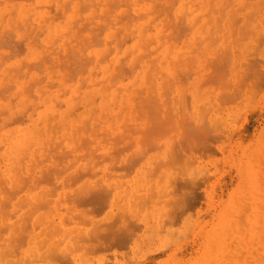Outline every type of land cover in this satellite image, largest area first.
Instances as JSON below:
<instances>
[{"label":"rangeland","instance_id":"obj_1","mask_svg":"<svg viewBox=\"0 0 264 264\" xmlns=\"http://www.w3.org/2000/svg\"><path fill=\"white\" fill-rule=\"evenodd\" d=\"M64 1L0 0V250L51 197V264H264V0Z\"/></svg>","mask_w":264,"mask_h":264},{"label":"bare ground","instance_id":"obj_2","mask_svg":"<svg viewBox=\"0 0 264 264\" xmlns=\"http://www.w3.org/2000/svg\"><path fill=\"white\" fill-rule=\"evenodd\" d=\"M49 1V0H48ZM52 1V0H51ZM66 1L67 0H65L64 2L66 3ZM70 1V0H69ZM78 1V0H77ZM138 1V0H137ZM84 2V1H83ZM41 3H42V0H41ZM53 3V2H52ZM52 3H50V4H52ZM60 3V2H59ZM163 3V2H162ZM49 4V5H50ZM41 5H44V4H41ZM62 5V4H61ZM60 5V6H61ZM64 5V4H63ZM81 5V4H80ZM172 5V4H171ZM33 6H35V5H33ZM37 6V5H36ZM38 6H40V5H38ZM128 6V5H127ZM161 6H163V5H161ZM168 6V5H167ZM48 7V6H47ZM63 7V6H62ZM116 7V6H115ZM27 8V7H26ZM51 8V7H50ZM64 8H65V5H64ZM76 8V7H75ZM169 8V7H168ZM57 9V8H56ZM129 9V8H128ZM10 10V9H9ZM65 9H63V11H64ZM153 10V9H152ZM66 11V10H65ZM97 11V10H96ZM22 12H23V10H22ZM26 12V11H25ZM54 12H57V11H54ZM3 13V12H2ZM2 13H1V15H2ZM28 12H26V14H27ZM58 13H59V11H58ZM57 13V14H58ZM145 13H148V12H145ZM149 13H151V12H149ZM32 14V13H31ZM30 14V15H31ZM56 14V13H55ZM59 15V14H58ZM101 15V14H100ZM55 16V15H54ZM54 16H52V17H54ZM67 16V15H66ZM80 16V15H79ZM95 16H96V14H95ZM94 16V17H95ZM103 16H105V15H103ZM184 16V15H183ZM26 17H28V16H26ZM30 17V16H29ZM47 17H49V14H48V16ZM58 17V16H57ZM101 17V16H100ZM23 18V17H22ZM21 18V19H22ZM25 18V17H24ZM36 18V17H35ZM91 18V20H92V17H90ZM172 18V17H171ZM27 19V18H26ZM25 19V20H26ZM44 20H46L47 18L45 17V18H43ZM54 19V18H53ZM184 19V18H183ZM24 20V19H23ZM117 20H119V19H117ZM47 21V20H46ZM188 21V20H187ZM24 22V21H23ZM45 22V21H44ZM43 22V23H44ZM72 22H73V20H72ZM183 22V21H182ZM42 23V24H43ZM46 23V22H45ZM70 23V22H69ZM68 23V24H69ZM85 23V22H84ZM89 23V22H88ZM179 23V22H178ZM67 24V25H68ZM100 24V23H99ZM106 24V23H105ZM184 24V23H183ZM27 25V24H26ZM34 25V24H33ZM84 25V24H83ZM177 25V24H176ZM40 26H42V25H40ZM56 26V25H55ZM69 26H71V25H69ZM85 26V25H84ZM104 26V25H103ZM178 26V25H177ZM182 26V25H181ZM81 27H83V26H81ZM86 27V26H85ZM57 28V27H56ZM71 28V27H70ZM84 28V27H83ZM99 28V27H98ZM66 29H68L67 28V26H66ZM12 30V29H11ZM11 30H9V31H11ZM50 30V29H49ZM59 30V29H58ZM58 30L56 31V32H58ZM98 30V29H97ZM165 30V29H164ZM176 30V29H175ZM35 31V30H34ZM66 31V30H65ZM70 31V30H69ZM101 31V30H100ZM51 33H52V31H50ZM76 33H77V31H76ZM176 33V32H175ZM40 34V33H39ZM53 34V33H52ZM52 34H51V37H52ZM99 34H100V32H99ZM163 34V33H162ZM36 36V35H35ZM74 36V35H73ZM176 36H177V34H176ZM4 39V38H3ZM36 39V38H35ZM46 39V38H45ZM6 40V39H5ZM48 40V39H47ZM90 40V39H89ZM162 40V39H161ZM43 41V40H42ZM50 42V41H49ZM1 43H2V41H1ZM6 43V42H5ZM9 42H7V44H8ZM6 44V45H7ZM18 44V43H17ZM21 44V43H20ZM33 44V43H32ZM11 45V44H10ZM18 46H20V45H18ZM0 47H1V44H0ZM4 47H6V46H4ZM18 49L20 50V47H18L17 48V52H18ZM31 49H32V47H31ZM33 49H34V47H33ZM36 50V49H35ZM34 50V51H35ZM31 51V50H30ZM33 52V51H32ZM74 52V51H73ZM36 54H37V52H35ZM6 54V53H5ZM12 54V53H11ZM7 55V54H6ZM73 55V54H72ZM7 56H9V55H7ZM35 56V55H34ZM43 56V55H42ZM67 56V55H66ZM65 56V57H66ZM74 56V55H73ZM139 56V55H138ZM1 57H2V55H1ZM64 57V58H65ZM166 57V56H165ZM3 58H4V56H3ZM5 58H7L6 56H5ZM90 58V57H89ZM123 59V58H122ZM5 60V59H4ZM155 60V59H154ZM46 62V61H45ZM55 62V61H54ZM19 63H21V61L19 62ZM39 63H40V61H39ZM136 63V62H135ZM30 64V63H29ZM33 64V63H32ZM24 65V64H23ZM39 65V64H38ZM19 66H20V64H19ZM19 66H17V67H19ZM29 66V65H28ZM30 66H32V65H30ZM40 67H41V63H40V65H39ZM38 66V67H39ZM14 67V66H13ZM39 67V68H40ZM35 68V67H34ZM19 69V68H18ZM133 69V68H132ZM14 71V70H13ZM70 79V78H69ZM18 81V80H17ZM82 83H84V82H82ZM35 84V83H34ZM8 86V85H7ZM31 86H32V83H31ZM59 86H60V84H59ZM80 86V85H79ZM4 87V86H3ZM108 87V86H107ZM0 88H2V86L0 87ZM6 89V88H5ZM2 90V89H1ZM104 90V89H103ZM104 93V92H103ZM16 94H17V92H16ZM96 94V93H95ZM59 95V94H58ZM103 95H105V94H103ZM106 96V95H105ZM53 98V97H52ZM105 98V97H104ZM53 100V99H52ZM93 100V99H92ZM44 101V100H43ZM114 101V100H113ZM54 102H56V101H54ZM73 102L74 101H72V104H73ZM84 102V101H83ZM60 102H58V104H59ZM65 103H66V101H65ZM68 103L69 102H67L66 103V105H68ZM75 103V102H74ZM84 103H86V102H84ZM83 103V104H84ZM105 104V103H104ZM72 106V105H71ZM73 106H74V104H73ZM56 107H57V104H56ZM76 107V106H75ZM86 107H88V106H86ZM73 108V107H72ZM71 108V109H72ZM77 108V107H76ZM27 109V108H26ZM34 110V109H33ZM4 111H5V109H4ZM87 111V110H86ZM22 113H20V115H21ZM46 114H47V112H46ZM52 114H54V113H52ZM56 114V113H55ZM47 116V115H46ZM12 118V117H11ZM14 118V117H13ZM12 118V119H13ZM20 118V117H19ZM14 118V120L15 121H18V120H20V119H22V118ZM90 118V117H89ZM70 119V118H69ZM72 120H73V117H72ZM71 121V120H70ZM88 121V120H87ZM5 122V121H4ZM12 122V121H11ZM14 122V121H13ZM73 122V121H72ZM6 123H10V122H5V124ZM87 123V122H86ZM4 123H3V126L5 125ZM53 125V124H52ZM71 126H72V124H71ZM76 126V125H75ZM1 128V127H0ZM52 129V128H51ZM74 129H72V131H73ZM22 133V132H21ZM18 134V133H17ZM24 138H27L26 137V135L24 136H20V137H18L17 136V138L15 139V137L14 138H12L11 139V141H13L14 139V141L12 142V144H13V147H12V149H11V151H10V153L8 154V157L12 154H15L14 155V158H15V156L17 155V156H21L22 155V151H23V147L24 146H22V147H19L18 145H19V143H20V141L22 140V139H24ZM51 139L53 138V136H52V131H51V137H50ZM51 139H50V141H51ZM28 141V140H27ZM46 142V141H45ZM27 143V142H26ZM43 144V146H44V142L42 143ZM49 145H50V143L48 144V149H47V151L49 150ZM41 146V145H40ZM44 150V149H43ZM54 150V149H53ZM68 152V151H67ZM24 153V152H23ZM24 155V154H23ZM25 156V155H24ZM26 157V156H25ZM47 157H48V155L46 156V157H43L42 158V160H45V159H47ZM13 158V159H14ZM22 158V157H21ZM20 158V161L22 160ZM35 158H36V156L34 155V157H33V159H32V161H35ZM45 158V159H44ZM138 158V157H137ZM137 158H135V159H137ZM134 159V158H133ZM139 159V158H138ZM31 161V162H32ZM21 163L22 162H20V167L21 166H23V165H21ZM38 163V162H37ZM60 163V162H59ZM29 166H31L30 164H29ZM62 167V166H61ZM88 167V166H87ZM91 167V166H90ZM18 168V167H17ZM60 169V168H59ZM30 170V169H29ZM56 171L58 170V169H55ZM15 171H18L17 169L15 170ZM32 171V170H31ZM41 171H42V169H41ZM59 171V170H58ZM64 171V170H63ZM31 173V172H30ZM53 173V172H52ZM58 173V172H57ZM2 174V173H1ZM20 174V173H19ZM18 174V175H19ZM46 174H48V176L49 175H51L50 173H46ZM54 174H55V172H54ZM28 175V176H27ZM26 176H27V179L29 178V174H27ZM34 175L35 174H33L32 175V183L34 182V181H36V183L38 184V183H40V181L41 180H43L42 179V177H38L37 176V180L38 179H41L39 182H37V180H35L34 179V181H33V178H34ZM41 176H42V173H41ZM36 177V176H35ZM45 177H47L46 175H45ZM57 177V176H56ZM55 177V178H56ZM31 178V177H30ZM44 178V177H43ZM49 178V177H48ZM26 179V180H27ZM22 180V179H21ZM21 180H20V182H21ZM31 180V179H30ZM46 180H48V179H46ZM51 180V179H50ZM50 180L48 181V182H50ZM27 181H29V180H27ZM44 182H46L45 181V178H44V180H43ZM42 181V182H43ZM6 182H7V180H6ZM23 182V181H22ZM21 182V183H22ZM8 184L10 183V182H7ZM35 183V184H36ZM64 182H62V184H63ZM25 183L23 182V187L25 186L24 185ZM27 184V183H26ZM65 184V183H64ZM12 185V184H11ZM21 184H20V189L19 190H21L22 189V186ZM3 186V185H2ZM31 186H32V184H31ZM54 186V185H53ZM12 187H15V186H12ZM12 187H10L9 189H10V191H11V188ZM1 188V187H0ZM2 188H4V187H2ZM0 189V191L2 190L3 191V189ZM35 188V187H34ZM29 189H30V186H29ZM49 189V188H48ZM91 189V188H90ZM89 189V190H90ZM5 190H8V188H6ZM13 190V189H12ZM17 190V189H16ZM50 191L49 192H51V193H54L53 192V190L54 189H49ZM94 190V189H93ZM1 191V192H2ZM18 191V190H17ZM92 191V190H91ZM95 191V192H94ZM94 191H92V195H93V193H95V196H96V192H97V189L96 190H94ZM4 192V194H10V195H7V196H10V197H13L14 198V193H16L15 191H12V193H10L9 192V190L8 191H3ZM48 192V191H47ZM98 192H100L99 190H98ZM103 192V191H102ZM101 192V193H102ZM51 193H49L50 195H52ZM82 193H83V191H82ZM106 193V192H105ZM4 194H2V196L4 195ZM12 194V195H11ZM72 194V193H71ZM77 194V193H76ZM78 194H79V192H78ZM91 194V193H90ZM67 195H68V193H67ZM67 195H64L65 197L63 198L65 201H67V203H69L68 201H69V199H71V198H67V199H65L66 197H68ZM80 195V194H79ZM97 195H98V193H97ZM99 195H100V193H99ZM105 195V194H104ZM104 195H102V196H104ZM74 196V195H73ZM87 197H88V194L86 195ZM86 196H84L83 195V197H86ZM90 197L88 198L89 200H92V201H94L92 198H96L95 196L93 197L92 196V198H91V195H89ZM101 196V197H102ZM106 196V195H105ZM104 196V197H105ZM4 197V196H3ZM80 197V196H79ZM79 197H78V199H79ZM82 197V196H81ZM99 197L100 196H98L97 198H96V200L97 199H99ZM100 197V198H101ZM103 197V198H104ZM107 197V196H106ZM105 197V198H106ZM13 198H9V199H13ZM74 198H75V196H74ZM77 198V197H76ZM91 198V199H90ZM104 198V199H105ZM3 199V198H2ZM8 199V198H7ZM21 199H23V198H21ZM35 197L33 196V195H31L30 193H26V195H25V197H24V202L25 203H28V204H33V202L34 201H37L38 200V198L37 199H35ZM73 199V198H72ZM78 199H76L77 201H78ZM82 199V198H81ZM1 200V199H0ZM49 200V199H48ZM47 200V197H45V201L44 202H41L42 204H36L35 203V208H31V212L30 213H32V214H35V211H37L38 210V207H40V208H44V207H47L46 209H45V212H43V214L42 215H40L39 217H35L34 216V218L32 219V221L33 222H30V225H32L31 226V228H32V230H34L35 228H40L41 227V225H49V226H51L52 228H53V230H57L56 232H54L53 230H52V232H50V233H47V235H46V238L47 239H44L43 238V240H41V241H35V235L37 236V237H42L39 233H35V234H32V232L31 233H27L28 234V237H26V238H24V239H28L29 240V242L28 243H26V245L28 244V248H29V250L28 251H26L25 252V254L24 253H18V252H16V254H15V250L17 251V248L15 249V248H4V249H2V250H0V264H29L28 262H33V264H41L42 262H45L44 264H51V261H55L56 262V260L57 259H59V258H63V256H64V254L65 255H67V254H69L68 252H65L64 250L65 249H67L68 248V246H69V243H70V241L72 240V236L71 237H69L68 235L70 234V232H69V230L67 231V233L68 234H65V236H63L62 238L61 237H58V238H56V233H59V230H60V228H58V226H57V228L56 229H54V225L52 224V223H50L49 222V220H48V218L51 216V214L53 213L52 212V207H48V205L50 204V201L52 200V198L50 197V200L48 201ZM61 201H62V199H60ZM75 200V199H74ZM73 200V202L75 203L76 202V206H81L80 204L81 203H79V202H82L80 199V201H78V203H79V205H77L78 203H77V201L75 200L74 201ZM88 200V201H89ZM95 200V201H96ZM103 200V199H102ZM102 200H100V201H102ZM107 200V199H106ZM5 202L6 201H8V203L7 204H9V201L10 200H6V197H5V200H4ZM84 201H85V198H84ZM3 202V201H2ZM5 202L4 203H2V204H4L5 206H3L1 203V206L3 207V208H6L8 205L7 204H5ZM40 202V201H39ZM96 202H99V201H96ZM24 203V204H25ZM38 203V202H37ZM57 203H59V202H57ZM20 204V203H19ZM24 204H22L23 206H24ZM82 204H84L83 202H82ZM85 204H87V201H86V203ZM10 205V204H9ZM22 205L20 204V206L22 207ZM26 205V204H25ZM38 207H37V206ZM58 205V204H57ZM96 205H97V203H96ZM64 207H66V205L64 206ZM3 208H1L0 207V224H4L5 226L8 224V223H6V220L8 219V216H7V214H8V212H7V208H6V211H5V209H3ZM16 210V209H15ZM17 210H19V209H17ZM245 211V210H244ZM12 213H14L13 211H12ZM26 213V212H25ZM29 213V215H31ZM9 214H11V213H9ZM23 214V213H22ZM115 214H117L118 215V212L117 213H115ZM29 215H28V217H29ZM121 215V214H120ZM241 215H242V213H241ZM26 217H23V218H25V221H26V219H27V221H29V219H30V217L29 218H27V215H25ZM20 217V216H19ZM18 217V219L16 220V221H18L20 218ZM117 217V216H116ZM10 218H12V214H11V216H10ZM22 218V217H21ZM241 219H242V217H240ZM116 219V218H115ZM2 220H4V221H2ZM21 220V219H20ZM23 220V222H25L24 221V219H22ZM65 220V222H67V224L68 223H71V221H69V219L68 220H66V219H64ZM117 220V219H116ZM16 221L14 222L15 223V225H16ZM78 223H79V221H77ZM114 222V221H113ZM116 222H118V220L117 221H115L114 223H116ZM242 222V221H241ZM21 223V222H20ZM29 224V222H26V224ZM22 224V223H21ZM23 224H25V223H23ZM3 225V226H4ZM2 226V227H3ZM23 226H25V225H23ZM23 226H22V228H23ZM40 226V227H39ZM2 227H0V229L2 228ZM17 226H14V228H16ZM34 227V228H33ZM27 228H29L28 226H26L24 229L26 230ZM4 230H5V227L3 228ZM50 229V228H49ZM17 229H13V231H16ZM21 230V229H20ZM25 230H23L22 229V235L20 234V237L22 236V239H23V236L25 237L26 235H25ZM31 230V231H32ZM42 230V229H41ZM71 231H73V230H71ZM1 232V231H0ZM24 232V233H23ZM2 233V232H1ZM1 233H0V238L2 237V235H1ZM3 233H5V232H3ZM2 233V234H3ZM20 233V232H19ZM19 233H18V235H19ZM10 234V233H9ZM9 234L7 235V236H9ZM41 234H42V232H41ZM49 234V235H48ZM123 233H120V235L121 236H123V238H124V236L125 235H122ZM13 235V234H12ZM15 236V235H13L14 236V238H11V239H13V240H11L12 241V243L13 244H15L13 247H15L16 245H17V247H18V244H20V242L21 241H23L19 236ZM45 235V234H44ZM79 235V234H78ZM82 235L83 234H81L80 236H76V234L74 235V236H76V237H80L79 239L81 240L82 239ZM119 235V236H120ZM48 236V237H47ZM69 238V241L65 244V249L63 248L62 249V246L64 245L63 244V242L65 241V239H68ZM119 238V237H118ZM121 238L122 237H120L119 239H117L116 238V241L117 240H121ZM4 239H6V238H4ZM78 239V240H79ZM20 240V241H19ZM77 240V239H76ZM25 243V242H24ZM4 244V243H3ZM24 245V244H23ZM42 245H46L47 246V250H46V252L45 253H43V251H41L40 250V246H42ZM99 245H100V243H99ZM99 245H96L95 244V248H96V250L97 249H100V246ZM102 246V245H101ZM44 247V246H43ZM58 247H59V249L61 250V252L59 253L57 250H56V248L58 249ZM94 248V247H93ZM68 256H70V255H68ZM64 258H65V256H64ZM41 261V262H40ZM40 262V263H39Z\"/></svg>","mask_w":264,"mask_h":264}]
</instances>
